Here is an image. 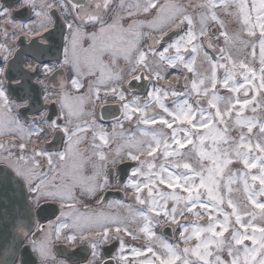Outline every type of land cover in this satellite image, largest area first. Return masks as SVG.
Returning a JSON list of instances; mask_svg holds the SVG:
<instances>
[{"label": "snow or ice", "instance_id": "snow-or-ice-1", "mask_svg": "<svg viewBox=\"0 0 264 264\" xmlns=\"http://www.w3.org/2000/svg\"><path fill=\"white\" fill-rule=\"evenodd\" d=\"M0 264H264V0H0Z\"/></svg>", "mask_w": 264, "mask_h": 264}]
</instances>
